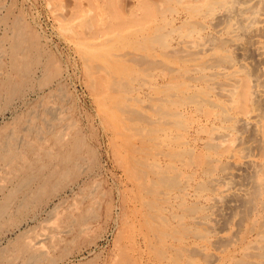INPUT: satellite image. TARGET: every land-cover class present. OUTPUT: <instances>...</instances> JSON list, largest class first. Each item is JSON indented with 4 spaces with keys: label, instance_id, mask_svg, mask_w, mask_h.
Listing matches in <instances>:
<instances>
[{
    "label": "bare ground",
    "instance_id": "6f19581e",
    "mask_svg": "<svg viewBox=\"0 0 264 264\" xmlns=\"http://www.w3.org/2000/svg\"><path fill=\"white\" fill-rule=\"evenodd\" d=\"M149 1L155 4L154 6L157 7L158 11H164L165 8L167 11L171 10L172 12L171 15H169V19H166L168 18L166 17L165 19H162V21L160 20L163 24L169 21L173 24L170 31H168L173 34L170 42L167 40L169 44H167L166 40V45L165 42L163 43V34L156 33L158 30L162 31V29L156 30L153 28L156 32L144 38L142 42L143 44L139 41V43H133L131 41L132 44H130L127 49L133 48V52L129 50V52L121 54V52L126 49L124 48L120 49L118 53L114 52L109 55V58L115 60L116 62L114 61V63L122 66L124 70L129 72L128 74L132 71L134 72L136 69L141 70L143 68V70H146L147 67L150 69H147L149 72L159 69V83L158 81L156 83V80L154 81L155 76L153 77L148 75V77H146L145 75V77H141V81H145L146 84L149 85L148 91L153 92L148 101L145 99L147 102L143 103L144 100L136 97L137 94H135L134 91H131L132 86H129V91H131L129 92L130 97H128V95L127 99H124L126 97L125 96L122 97L123 100L114 101V105L123 110V114L125 116L124 119L130 122V124L128 123V126H131V124L134 127L136 126V130L138 129L139 132L138 135L141 137V145L136 147L133 146L134 148L131 149L133 154V161L131 160L132 163H134V166L138 164L140 166L138 170L139 175L134 174L136 171L133 173L132 170L129 172L131 174V176H129L131 177L130 181L136 184V188H142V190H145L144 194H141L138 198L142 201L143 199L146 200L150 203L152 208L157 209V212L155 210L156 213L153 215L148 213L146 225H148L150 230L152 229V231L156 234V238L160 243H164L166 242L165 240L170 238L169 240L172 242L169 246L172 247L171 249L174 252L172 254L177 253L180 255V258L187 256L191 260H194L196 255L201 256L202 254V256H204L203 254L205 252H209L208 258L210 261L208 264H264V0ZM130 2L131 0H127L128 6H130ZM62 5L64 4L62 3ZM127 5L125 3L128 10ZM156 7H154L155 12L157 11ZM57 15L60 16L58 13ZM65 18L66 17L62 19ZM104 18L103 21L105 22L106 20H104ZM84 20H86V18ZM85 22L87 23V20ZM154 22L156 21L154 20ZM86 23H84V25H88ZM20 24L21 23L19 21H15L13 27L21 28ZM65 24H67V22ZM78 25L82 27L81 24ZM89 27L92 28V25ZM68 28H70V26H68L67 29ZM86 28L88 27L86 26ZM63 29H61V31ZM84 30H88V33L90 29ZM141 30L143 31V29ZM166 30L167 29L164 28L163 31L165 32ZM63 32L65 31L63 30ZM69 33L71 32L69 31ZM130 33L131 34H123V37L128 39L134 36V34L137 35V31ZM141 33L143 35V32L139 31V34ZM86 34L84 35L86 36ZM164 35H167V33H164ZM23 37L25 36L18 32L11 38L10 52L11 66L13 70L22 75L20 76V82L15 81L13 77H5L2 80L0 79V88L6 92L7 97L5 99L7 101H10L13 96H16V93L20 91V86L23 81H25L23 74L28 72V65L26 66L23 61L27 57L24 56L25 58H22L23 60H21L20 56V48L22 47V42L24 41ZM74 37L78 38L77 34ZM116 40L117 39H115V41ZM132 40L134 41V39ZM115 41L114 43H116ZM160 41H162V44L159 48H156L153 43L156 42L158 44ZM101 47H98L99 51L101 50ZM110 47H104V49L108 48L110 50ZM94 48L96 50V47ZM87 54L89 53L87 52ZM48 60V63L45 65V84L51 79L58 77L62 68L54 59ZM85 60L88 59L85 58ZM104 61L106 62V60ZM104 61L103 64H105ZM107 64L108 66L110 65L109 63ZM157 64L158 68H155ZM88 65L87 67L89 68ZM143 65L145 66L142 67ZM90 67L93 68V66ZM99 68L100 67L97 69L96 67L95 69L99 70ZM108 70H106V73L109 74L110 72ZM114 77L116 76L114 75ZM120 77H122V75ZM43 78L41 79L42 82L44 81ZM17 79H19V77H17ZM136 79H134V81ZM126 81L127 80L123 82L126 83ZM136 81H138V79ZM127 83L129 84L130 82L127 81ZM127 83L125 84L126 86ZM135 83L138 85L139 82ZM120 87L125 89V86ZM141 87H144V85ZM57 88H59V86ZM140 90L142 89L140 88ZM115 91L117 92V90ZM1 95L4 94L1 93L0 97ZM50 104L49 106H51ZM117 107L116 109H118ZM67 110L64 109L66 112ZM121 112L122 111H120V113ZM50 113L52 114V112ZM135 113H138L137 118H134L137 115ZM132 114H135V116ZM29 115L30 114H28V116ZM64 115L65 114H63V116ZM20 116H22V114ZM51 118H48V120L46 118V121L44 118V124L40 129H37V127L32 124L34 122L27 127L25 126L26 128L23 127L25 134H27V139H29L28 136L34 135L37 142H31L22 137L19 131L22 128L21 118H17L14 122H17V125H20L18 128L15 127L18 131H15V129L12 130L13 128H9L11 126L10 123L9 125L0 127V170H9L10 173L18 172L22 174L19 185H16V188L14 187L15 190H13V195L11 197L20 193L21 190L24 189V186L26 187L27 183H29L28 181L30 179L32 181L35 180L34 178L39 177H34V174L31 175L34 170H38L36 173L39 172L42 175L40 179H38L40 181L38 182L39 187H37V189H31L32 191L29 194H26V192H24V195L22 194V201H20L19 204L20 208L28 205L31 200L38 198L41 194H44L46 189L49 188L48 185L50 184V180L52 178L62 181L69 178L70 174H76L78 161H81L82 159V157L79 156L75 157V150L77 152L78 149H80L79 144L75 146L74 143H72V140H70L71 137L68 135L69 133L67 134L65 131H56L53 128V122L50 121ZM9 121L12 122V120ZM74 135L71 136L73 137ZM44 137L45 139L47 137L49 141L51 140L55 144L59 145L60 148L57 151L49 149V147L46 146L47 144L43 141ZM78 153L79 151L77 154ZM137 153L141 155V159H136V157H134ZM85 154L86 153H84V155ZM127 158H129V156ZM131 161L129 163H131ZM46 169L49 170V172L45 176V172L43 174V171ZM72 169L73 171L71 172L70 170ZM7 177L9 178V176ZM86 184L88 183L86 182ZM56 192L53 194H56ZM73 193L74 192H72V194ZM138 193H143V191ZM145 196L148 197V200L145 199ZM41 197L42 196L39 198L41 199ZM7 198L6 201L12 202L11 200H7ZM74 199L76 200V196ZM4 201L2 202L4 203ZM6 203L8 204V202ZM98 203L100 204V202ZM139 203L140 202L138 200V204ZM47 204L49 205V203ZM74 205L73 207L75 208ZM142 205H145V203ZM19 207H17V209ZM26 208H22V210ZM90 209L85 212H89L90 214ZM51 212L52 211H50V213L48 212L46 215H50ZM56 212L57 211H55V213ZM1 214L2 213H0V215ZM66 214L69 216L71 212L70 214ZM93 214H95V212ZM98 215L96 217H99ZM3 218L4 216H2V220ZM93 218L94 216H92L91 219L93 220ZM48 219L49 218H47V220ZM85 219H82L81 216L80 220L82 221H79L84 222L83 220ZM52 220L54 221V218ZM70 222L73 221L70 220ZM46 223L49 225L51 224V222ZM53 223L51 225H53ZM88 225L89 224H87V226ZM35 226H33V228ZM44 226L42 224V227ZM85 226H82L80 231H84L86 229L84 228ZM64 229H66V227ZM47 230L49 231V229ZM39 232L40 231H38V233ZM42 232L44 233V230ZM43 233H41L42 236L44 235ZM45 234H47L46 231ZM48 234H50V232ZM155 234H153V236ZM50 237L54 240L52 235H50ZM48 241L50 242V240ZM63 241L65 242L66 239ZM50 243H52V241ZM58 245H60V242ZM45 247L41 244V241H37L35 244L28 243L27 245H23L22 248L25 252H27V256H25L26 258H23V264H43L45 262L49 264V262H47L49 259L48 256L46 257L47 253L45 252ZM51 248H55V244H53ZM2 251L3 253L5 252L4 250ZM69 252L72 253L71 251ZM164 252L167 253L168 251ZM160 253L161 251L158 252V254ZM19 254L22 253L20 252ZM206 256L207 255H205V257ZM21 257H23V254ZM168 257L172 258V256ZM174 257H176V254ZM4 259L5 258H3V260ZM173 259L174 258H172L170 262ZM164 260H166V258H164L163 261ZM204 260L206 262L207 259L205 258L203 261ZM123 261L127 262L125 259ZM177 261L181 262L180 259ZM198 262L201 263L200 259H198ZM127 264L129 263L127 262ZM154 264H156V262ZM185 264L190 263L187 262Z\"/></svg>",
    "mask_w": 264,
    "mask_h": 264
},
{
    "label": "rangeland",
    "instance_id": "374dc122",
    "mask_svg": "<svg viewBox=\"0 0 264 264\" xmlns=\"http://www.w3.org/2000/svg\"><path fill=\"white\" fill-rule=\"evenodd\" d=\"M60 1L59 0H0V56H1L0 57V79L2 80L5 77H13L14 80L17 82H20L19 80H21L20 76L22 75L18 74L17 71L13 70L11 66V57H10L11 38L14 35H16L18 32L22 33L23 36H25L23 37L24 41L22 42V47L20 48V52H21L20 56H21V60L27 57L23 61L25 62L26 66L28 65L27 66L28 72L26 74H23L25 77V81H23L22 85L20 86V91L16 93L17 95L13 96V98L10 101H7L5 99L7 97L6 92L1 90L0 88V94L1 93L4 94V95H1L0 97V102L2 103V105L0 103V127H3L4 125H9L10 123L12 127L10 126L9 128H13L12 130H14L15 127L18 128L20 126L19 124L17 125V122L14 123L15 120L17 118H21L22 128L19 131L22 137L27 139V134H25L24 128H26L27 126L31 125L32 122H34L32 124H34L37 127V129L38 128L40 129L42 128L44 124V118L46 121V118L48 120V118H51L53 116L50 120L51 122H53L52 125L54 127L53 126L52 127L56 131L57 130L65 131L67 134L69 133L68 135L71 137L70 140H72V143H74L75 146H77V144H79L80 146V149H78L79 151L78 154H77L78 151L76 152L75 150V157L79 156V157H82L83 159V161L82 159L81 161H78L79 167L77 166V168L78 169L80 168V169L79 170L77 169V173L74 174L75 176L70 174L69 178H66L65 180H62V181L52 178L50 180V184L48 185L49 188L46 189L44 194L40 195L44 199L42 197L40 199L39 198L40 196H39L38 198L31 200L28 205L21 207V208L19 207V204H20V201H22L21 200L23 197L22 194L24 195L25 194L24 192H26V194H29L32 190L37 189V187H39L38 182L40 181L38 179H40L42 175L39 172L36 173L38 170L37 171L34 170L31 175L34 174V177L36 176H39V177L34 178L35 180H32V181L30 179L26 187L24 186V189L21 190L20 192L21 194L18 193V194H15V196L11 197L13 195V190H15V188L17 187L16 185H19V182L22 178V174L18 172L10 173L9 170H0V181H1L0 182V196H1L0 204L1 203L3 204V205L2 204L0 205L1 206L0 213H2L0 215V252H1L0 261L2 260L0 264H5V263L6 264H23L24 259L26 258L25 256H27V252H25L22 246L27 245L28 243L35 244L37 241L38 242L41 241V244L44 247L48 243V245L45 247V252L47 253L46 257L48 256L49 261L47 262H49V264L51 262H52L51 264H102V262L103 264H117V263L127 264V262L129 264H133V263L134 264H146V263L154 264L155 262L156 264L158 263L159 264H164V263L165 264H170V263H173V264H176V263L183 264L184 263L185 264L187 262L190 264H208L210 261V259L208 258L209 252H205L203 254L204 256H202V254L201 256L200 255L195 256L196 258L200 259L201 263L198 262V259L196 258H195L196 260L195 259L191 260L187 256H183L180 258V255H178L177 253H175L176 257H174L175 254H172L174 253L173 250L171 249L172 247L169 246L172 242L171 240H169L170 238L165 240L166 242L160 243L158 239L156 238V234L152 231V229L150 230L148 225H146V219L148 217V213L150 215L151 214L153 215L157 212V209L152 208L150 203H148L146 200L143 199L142 201L140 198H138L141 194H144L145 190H142V188H136L137 187L136 184L130 181L131 174L129 173L132 170H133V173L136 171V173L134 174L139 173L138 171L140 168L139 164L134 166V163H132L133 154H132L131 149L136 146L141 145V137L138 135L139 132H138V129L136 130L135 128L136 126L134 127L132 126V124L131 126L130 125L128 126V123L130 124V122L124 119L125 116L123 114V110L119 109L117 106L114 105L115 100L116 101L123 100L122 97H125V96L126 97L124 99H127L128 95H129L128 97H130L129 92L131 91H134V93L137 94L136 97H138L141 100H144L143 103L147 102L148 99L153 94V92L148 91L149 85L146 84L145 81H144L145 83L142 82L141 79L143 78V76L145 77V75L146 77H148V75L153 76V77L155 76L154 81L156 80V83H157L159 69L157 70L155 69V68H158V64H157L156 67L154 68L155 70L152 72L147 71V69L150 70L149 67L147 68L145 67L146 70H143L142 67L146 65L145 63V65L141 67L142 71L140 69L138 70L136 69L137 71L135 70L134 72L132 71L130 74H128L129 72L124 70L122 66L118 65L117 63H114L115 60L109 58V55L113 54L114 52L118 53L120 49H124V48L126 49L123 50L121 54L129 52V50L133 52V48L127 49L128 46L132 44V42L142 43L144 38L148 37V35H152L158 29H162V31L158 30V32L156 33L163 34L164 36L162 37L164 39V40L162 39L163 43L165 42V40L166 42L167 40L168 42H170V39L171 37H173V34L168 31H170L173 24L170 21L163 24V22H160V20L162 21V19H165L166 17H168L166 19H169L170 18L169 15H171L172 13L171 10L167 11L164 8V11L160 10L161 11L160 13L157 7L154 6L155 4L149 0H146V1L131 0L130 6L127 5V0H62L61 2L65 6L62 5ZM125 3L128 7V10L125 6ZM154 7H156V10H157L156 12H155ZM57 13L60 14L61 18L59 15H57ZM82 16H85V17H82ZM64 17L66 18L62 19ZM85 18L87 20V23L85 22L86 20H84ZM103 18L104 20H106L105 22L103 21ZM154 20L156 22H154ZM15 21H19L21 23L20 24L21 28L13 27V24ZM66 22L68 25L65 24ZM84 23L88 24L89 26L92 25V28L89 27L88 25H84ZM78 24H81L82 27ZM68 26H70V28L68 29L73 35L69 33L67 29ZM86 26L88 28H86ZM160 26H162L163 28ZM153 28H155L156 30ZM164 28L167 29L165 32L163 31ZM61 29H63L65 32H63V30L61 31ZM80 29H82L84 32ZM84 29H90V30L87 33L88 30H84ZM141 29H143V31ZM136 31H137V35L134 34V36L128 39L123 37V34L124 35L127 33L131 34L130 32H136ZM139 31L143 32L144 36L142 35V33L139 34ZM162 32H164L165 34L167 33V35H164V33ZM76 34L78 38L74 37L76 36ZM84 34H86V36ZM168 35L169 36L171 35V36L169 37ZM115 39L117 40L120 39V40L115 41ZM132 39H134V41ZM94 40H97V41H94ZM114 41L116 43H114ZM166 42H165V45H166ZM168 42L167 44H169ZM78 44H79V47H78ZM153 44L156 48H159V46L162 44V41H160V43L158 44L156 42H154ZM83 45L87 48H85ZM94 47H96V50ZM98 47H101L100 51ZM104 47H108V48L110 47V50L108 48L104 49ZM87 50H89L90 52ZM87 52L89 54H87ZM81 55L83 56V58ZM96 57L97 58L100 57V58L97 59ZM85 58L88 60H85ZM48 59H54L55 61H57V63L62 68H61V71L58 77L51 79L49 82L45 84V65L48 63L49 61ZM103 59L106 60V62ZM103 61L105 62V64H103ZM107 63H109L111 66L109 65L110 66L109 67ZM87 65L91 69H89ZM90 66H93L94 69L96 67L97 69L98 67L100 68L99 70H96V69L94 70ZM105 69L106 70L109 69L108 71L110 73L109 74L106 73ZM87 71H91V72H87ZM113 74L116 77H114ZM121 75L122 77H120ZM17 77H19V79H17ZM132 77L134 79L137 78L138 81H136L137 79L134 81ZM42 78L44 79L43 82L41 80ZM125 80L130 82L128 84L126 81L127 86L125 85L126 83L123 82ZM135 82L137 83L139 82L138 85ZM143 85L144 87H141ZM58 86L59 88H57ZM120 86H125L124 87L125 89H123V87L121 88ZM129 86L130 87L132 86L131 91H129L130 89ZM140 88L142 90H140ZM114 89L117 90V92ZM135 89L138 91H136ZM57 92H58V95H57ZM48 103L49 104L52 103L50 104L51 106H49ZM116 107L118 109H116ZM49 109L52 111H50ZM64 109L65 110L69 109V110H67L66 112L64 111ZM105 109H107L108 111ZM53 110H56V111H53ZM119 110L122 112L120 113ZM34 112L36 115L38 112V115L36 116ZM50 112H52V114ZM68 113L70 114V116ZM21 114L22 116H20ZM28 114L30 115L28 116ZM63 114L65 115L63 116ZM135 114H137L136 117H134ZM135 114H132V115H134L133 116L134 118H137L138 113H135ZM9 120H12V122ZM13 123L16 125H14ZM75 130L77 131L79 130L81 132L79 131L77 132ZM15 131H18V129H15ZM71 135H74V136L72 137ZM28 138L29 139L27 140L31 142H37L34 135L28 136ZM81 140H83L84 142ZM43 141L45 144H47L46 146H48L49 149L53 151H57L60 148V146L55 144L53 141L51 140L49 141L47 137L46 139L44 137ZM80 141L82 144L80 143ZM84 153L86 154L84 155ZM128 156L129 158H127ZM134 157H136V159L137 158L141 159V155L139 153L135 154ZM130 161L131 163H129ZM133 166L137 170L134 169ZM47 169L43 171V174L45 172V176L49 172V170ZM70 171L72 172L73 169ZM7 176H9V178ZM3 178H6V179H3ZM7 182L11 185V187ZM86 182L88 184H86ZM142 191L143 193H138ZM55 192L56 194H53ZM72 192L74 193L72 194ZM93 192L95 193V195ZM77 194L80 196H78ZM75 196H76V200L74 199ZM6 198L7 200H11L12 202L6 201ZM80 198L82 199V201ZM147 198L148 197L145 196V199ZM137 199L140 202L139 204H138ZM39 200H40V203H39ZM57 200L59 203L57 202ZM2 201H4V203ZM6 202H8V204ZM98 202H100V204ZM47 203H49V205ZM144 203L145 205L147 203L146 205L147 207L145 205H142ZM57 205L59 206V208ZM73 205L75 206V208L73 207ZM16 206L19 208L17 209ZM10 207H13V208H10ZM22 208H26V209L22 210ZM89 209H90V214L89 212H85ZM54 210L57 212L55 213ZM50 211L52 212L50 215H48L49 216L48 217L46 214H48V212L50 213ZM92 212L93 213L95 212V214H93ZM66 213H69L70 215L67 216L68 214ZM97 215L99 217H96ZM2 216H4L3 220H2ZM81 216H82V219L86 218L85 220H83L85 224L84 222H80L82 221L80 220ZM92 216H94L95 219L93 218L92 220L91 219ZM46 217L49 219L47 220ZM52 217L54 218V221L52 220L53 219ZM70 220L73 222H70ZM46 222H49V223L51 222V224L53 222L54 223L53 225L50 224L51 225L50 226ZM36 224L38 225V227ZM42 224L43 226L44 225L45 226L42 227ZM67 224L70 226H68ZM81 224L82 226L86 225L84 227L86 228L84 231H80L82 229ZM87 224H89L90 226L88 225L89 226L88 227ZM33 226H35L36 228L35 227L33 228ZM67 226L69 229L67 228ZM65 227L66 229H64ZM47 229H49V231ZM37 230L40 231L41 233H43L42 231L44 230V233H43L44 235L42 236V234L40 232L38 233ZM18 231H19V234H18ZM45 231L47 234H45ZM49 232L50 234H48ZM153 234L155 235L153 236ZM9 235L12 237H10ZM50 235L53 236L54 240L52 239V237H50ZM55 235H58V236H55ZM65 239H66L65 241L66 243L63 241ZM48 240H50V242L52 241V243H50ZM156 240L158 241V243ZM42 241H44L46 244ZM10 242L12 243V245ZM21 242H23L24 244ZM59 242H60V245H58ZM53 244H55V248H51ZM65 248L67 249V251ZM71 248L72 249L74 248V249L72 250ZM2 250H4L6 253L5 252L3 253ZM61 250L62 251L65 250L66 252L65 251L62 252ZM159 250L161 251V253H163L164 251H168V252L167 253L164 252L163 253L164 255L161 253L158 254V252H160ZM69 251H71L72 253H70ZM20 252L23 254V257H21L22 254H19ZM205 255L207 256L205 257ZM168 256H172V258H174L173 260L175 261L180 259L181 262L179 261L175 262L173 260L170 262L172 258ZM162 257L163 259L166 258V260H164L165 262L163 261ZM3 258L5 259L3 260ZM205 258L207 259L206 262L205 260L203 261V259ZM124 259L127 262L123 261ZM117 261H120V262H117ZM157 261H160V262H157ZM43 264H48V263L45 262ZM215 264H218V263H215Z\"/></svg>",
    "mask_w": 264,
    "mask_h": 264
}]
</instances>
